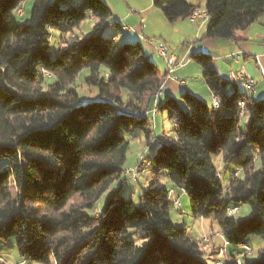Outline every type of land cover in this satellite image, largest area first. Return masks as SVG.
Returning a JSON list of instances; mask_svg holds the SVG:
<instances>
[{"label": "trees", "instance_id": "1", "mask_svg": "<svg viewBox=\"0 0 264 264\" xmlns=\"http://www.w3.org/2000/svg\"><path fill=\"white\" fill-rule=\"evenodd\" d=\"M24 1L0 0V241L14 239L23 259L40 264H210L199 239L171 218V194L182 189L195 217L218 223L228 243L222 264H264V248L255 259L244 249L248 238H264V97H247L244 80L225 78L198 51L193 58L221 107L187 89L184 107L171 96L159 104L167 70L142 39H120L127 29L104 0H33L29 17ZM154 6L170 23L198 9L187 0ZM205 9V38L231 40L264 15V0H207ZM90 16L88 36L62 34L53 45V30L71 33ZM83 70L99 93L86 102L72 86ZM46 74L57 81L47 84ZM158 109L173 134L149 159L155 174L135 201L123 183L110 189L125 172L127 136L141 132L150 142ZM247 146L255 155L239 159L224 185L214 157L227 163ZM241 205L250 216L239 215Z\"/></svg>", "mask_w": 264, "mask_h": 264}, {"label": "rangeland", "instance_id": "2", "mask_svg": "<svg viewBox=\"0 0 264 264\" xmlns=\"http://www.w3.org/2000/svg\"><path fill=\"white\" fill-rule=\"evenodd\" d=\"M106 2V1H105ZM109 5L113 6L114 10L116 11H124V9H129L127 14H130L133 16V18L138 23L147 24L149 27H154L158 30H161L163 33V39H170L171 45L169 46L171 51L174 53L181 54L182 50L187 46L192 47L197 44L198 41L196 39V36L193 37V33L196 31V24H193L190 22L189 18L187 19H180L179 21H176L175 23H170L166 20V17L164 16L161 9L154 6L153 0H107ZM151 5L153 7L151 12L145 13L144 11H140L141 9ZM22 9H25L26 17H29L32 7H33V0H26L24 3H22ZM22 10V11H23ZM21 17V18H26ZM163 17L164 20L161 19ZM165 17V18H164ZM164 21V22H163ZM92 23L90 19L85 20L80 28L76 29L75 31L67 32L64 30L63 32L61 30H53L52 31V41L53 45L59 47L62 43L61 41V35L63 34L65 38L72 39L76 35L79 36H88L92 32ZM130 28V26H128ZM113 33L115 31L114 27H111ZM206 29H203L201 36H203ZM137 31V30H136ZM179 31V32H178ZM183 31L186 34V37H181L180 32ZM140 33V31H139ZM108 33H106V36ZM141 34H143L141 32ZM148 36L146 33H144L141 36V39L145 44H147L146 40L153 41L152 43L156 45L157 43H166L162 40V38L159 37H145ZM201 38V37H200ZM183 40L185 43H182ZM152 47L151 44H148ZM146 46V45H145ZM148 48V46H146ZM145 47V48H146ZM146 48L147 52L148 49ZM193 51V50H192ZM149 53H151V57L153 61L160 67V69H166L164 68V60L158 56L155 53H152L149 50ZM193 53V52H192ZM179 56V55H178ZM189 57V59H185L184 63L185 65L189 64L188 62L194 66H190L186 71L190 72V76L194 75V78L191 82V77L185 80H187L190 84L194 85L197 89V95L203 94L205 97L203 98L208 104H211L213 101V98L208 93V85L203 80V74L200 72V74L195 71V65L196 67H199L201 69L200 65L194 60V58ZM178 70V69H177ZM234 71V69H233ZM236 71H238V67H236ZM234 71V72H236ZM238 74V72H236ZM89 70H83L81 74L77 77L75 83L72 85L74 88L77 89L80 95V99L82 102H86L88 100L96 99L99 96L98 90L94 86H89L86 81V76H88ZM226 74V73H225ZM234 74L230 72L226 75ZM176 75H178V72H176ZM198 76V78H197ZM251 78V77H250ZM168 79V76L166 77V80ZM165 82L163 85L165 86ZM203 80V81H202ZM57 81L56 76L54 75H45V82L47 84L54 83ZM186 81V82H187ZM192 87V86H191ZM193 88V87H192ZM181 92L179 95H177V100L182 103L184 107V103L181 101V93L186 90V87L181 88ZM124 97L127 95V91L123 90ZM162 115H164V120ZM242 117L244 118L241 121V127L244 129L246 122L248 121V117H246V110H242L241 112ZM155 127H154V136L152 137L151 142H147L146 137L141 132H136L135 134H130L127 136V140L129 142V150L127 152V158L125 163V172L123 176L120 178V180L115 181L110 190H114L115 188H118L121 183H123V191L122 194L124 196H130V194H134V200L137 201L139 196L142 194L143 189L146 188L149 184V181L153 176L154 172L149 166V159L152 157L154 152H156L158 146L166 140L168 136H171L173 134L174 129V123L171 121L167 114L164 111V114L159 113V116L157 119L155 118L154 121ZM248 155H255V150L253 146H247L245 147L239 155L232 157L227 163L223 162V156H215L214 161L216 166L219 169V173L222 177L224 185L227 184V181L229 180L230 176L237 170V162L239 159L248 156ZM142 164V167L140 168V172L138 170V166ZM259 167V164L257 163L256 168ZM127 170L137 171L136 175L128 174ZM132 175V176H131ZM162 182L164 185L171 186L170 180L167 178L165 173L160 175ZM179 199H180V206L179 207H173L171 209V218L174 221V223L177 226H186L188 231L194 235L197 239L200 241V247L204 253V258L206 261L210 264H222L228 257L226 256L225 252H221L222 247L224 245V239L222 238V233L219 229V225L217 222H214V220L209 217L206 218L207 220H204V218L201 217H195L191 210V203L189 200V196L186 194V192L182 189H179ZM12 193L16 195V188L14 184L12 185ZM105 199V196L101 199L102 203ZM101 205V204H100ZM96 208L95 214L96 216L99 215L101 212L100 206ZM240 214L242 217L244 216H250L251 214V208L249 205H241L239 206ZM247 245L250 247L249 251V258L255 259L260 252L261 249L264 248V238L262 237H256L252 236L247 239L246 241ZM243 246L241 248H235V250L239 251V253L243 252ZM0 260L3 261L5 264H40L37 261L29 260V259H23L18 251V248L16 246V242L14 239L8 240V241H0Z\"/></svg>", "mask_w": 264, "mask_h": 264}, {"label": "crops", "instance_id": "3", "mask_svg": "<svg viewBox=\"0 0 264 264\" xmlns=\"http://www.w3.org/2000/svg\"><path fill=\"white\" fill-rule=\"evenodd\" d=\"M104 1L107 2V0H104ZM187 1L193 5H197L198 9H200L201 11H203V13L206 14L205 8H206L207 0H187ZM109 7L112 10L113 17L116 20L120 21L121 24L124 25V27L127 29L126 33L123 36H121L120 39H126L128 41L138 40V39H141L140 35H143L144 33H146L149 37L162 38V40L166 42L165 44L167 46L169 44L171 45L172 42H170V39L168 38L163 39L164 37L163 33L161 32V30H158L156 26L148 27L147 24H143L141 22L137 23L136 20L133 18V16H131L130 14H127L129 9L126 8L124 9V11H116L114 10L113 6L109 5ZM152 9L153 7L149 5L141 9L140 11H144L145 13H148V12H151ZM89 19L91 20V22H93L92 23L93 25L95 22L94 17L90 16ZM161 19L164 20L163 17H161ZM192 23L196 24V31L193 33V37L196 36V39L200 41H198L197 44L192 47L193 51L191 50V46L190 47L187 46V48L185 47L184 50H182V53L178 54L180 60L184 62V60L189 59V57L191 58V60H193L192 58L195 53H197L198 51H206L212 55L215 66L220 72V74H222V76H224L225 78H228L229 75H226V74L227 73L229 74L230 72H232L237 76L242 74L244 78L251 77L255 81V84H256L255 85L256 91L254 92L255 93L254 97L256 99L260 97H264V15H262L252 26H250V28H248L247 30L243 32H239L237 35L238 37L237 39H231V40L207 39L205 38L206 30L203 36H201L203 29H206L208 25L207 15H205L204 17L198 18L195 22H192ZM128 26H130V28ZM141 32L143 34H141ZM148 36H145V37H148ZM180 36L184 38L186 37V34L183 31H181ZM181 41L182 43H185L183 40ZM145 45L148 46V48L145 46L148 49V52L150 50L152 53L157 54L153 46L151 47L148 44H145ZM237 52L240 53L239 57H235V53ZM188 63L189 64L187 65L183 63L176 72H178L177 76L179 78L188 80V78L191 77V80H190L191 82L193 79H195L194 75L190 76V72H187L186 70L190 66H194V65H192L190 61ZM165 67L166 66H164V68ZM236 67H238V71H236ZM233 69L234 71L238 72V74L234 72ZM161 70L165 72L166 69H161ZM195 71L197 72V75H198V73L200 74V72H202V69H199V67H196L195 65ZM237 80L242 81L243 79L239 77V79ZM188 81L185 85L186 89L197 94L196 92L197 88L194 86L195 84L192 85ZM239 83L241 85L242 82H239ZM182 87L183 86L180 85L177 80L173 78H168L163 88V92L158 99L159 104L164 103L166 99H168L169 96L177 99V95H179V93L181 92ZM241 88H243L242 85H241ZM207 90H208L209 95L212 96L210 89L208 88ZM198 96H200L201 98L205 97L202 93L198 94ZM160 112L161 114H164L163 110L158 109L156 115L154 116L153 121H155V118L157 119ZM162 117H163L162 120H164V115H162ZM154 127H155V124H154ZM204 220H207V219L204 218Z\"/></svg>", "mask_w": 264, "mask_h": 264}, {"label": "built area", "instance_id": "4", "mask_svg": "<svg viewBox=\"0 0 264 264\" xmlns=\"http://www.w3.org/2000/svg\"><path fill=\"white\" fill-rule=\"evenodd\" d=\"M206 14L203 13V11H201L200 9H197L194 11V13L189 17L190 21L191 22H195L198 18L200 17H204ZM128 28V27H127ZM147 44H151L155 50V52L164 60V63H165V66H166V70L168 72V78H173L175 80H177L179 82L180 85L182 86H185L186 85V80L185 79H182V78H179L177 75H176V71L179 67H181V65L184 63L182 60H180L179 56L174 53L173 51H171V49L164 43H157L156 45H154L152 43V41L150 40H146ZM240 56V53L237 52L235 53V57H239ZM229 77L231 79H239L242 78L244 81H243V87L246 91V94H247V97H253V94L255 92V81L250 78V77H246L244 78L241 75L237 76L235 74H231L229 75ZM164 87V85L162 86ZM162 87L161 89L158 91L157 96H159L160 94H162ZM212 98H213V105L216 109L220 108L221 107V104L219 102V99L215 96V95H212ZM246 107V103L245 102H240V108H241V112L242 110H244ZM153 112H156V109H154ZM136 170L135 171H132V170H127V173L130 175H136ZM131 175V176H132ZM171 197H172V201H173V205L174 207H179L180 206V199L179 197L177 196V194L175 192H172L171 194ZM239 213V209L238 207H235L233 209H230L228 211V214L229 215H235V214H238ZM223 238V236H222ZM228 243L226 241H224V245L226 246ZM244 249L246 251H249L251 250L250 247L248 245H245L244 246ZM221 252H225V248H222Z\"/></svg>", "mask_w": 264, "mask_h": 264}]
</instances>
